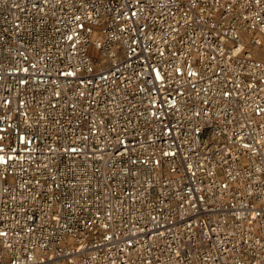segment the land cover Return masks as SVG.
<instances>
[{"label":"built area","instance_id":"2783aa9c","mask_svg":"<svg viewBox=\"0 0 264 264\" xmlns=\"http://www.w3.org/2000/svg\"><path fill=\"white\" fill-rule=\"evenodd\" d=\"M264 0H0V264H264Z\"/></svg>","mask_w":264,"mask_h":264},{"label":"bare ground","instance_id":"6f19581e","mask_svg":"<svg viewBox=\"0 0 264 264\" xmlns=\"http://www.w3.org/2000/svg\"><path fill=\"white\" fill-rule=\"evenodd\" d=\"M256 54L257 56L264 58V39H263V44L257 49Z\"/></svg>","mask_w":264,"mask_h":264}]
</instances>
